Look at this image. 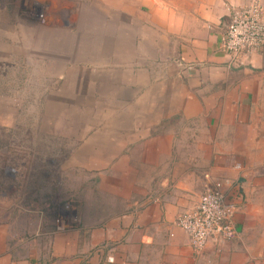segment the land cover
Instances as JSON below:
<instances>
[{
  "label": "rangeland",
  "instance_id": "1",
  "mask_svg": "<svg viewBox=\"0 0 264 264\" xmlns=\"http://www.w3.org/2000/svg\"><path fill=\"white\" fill-rule=\"evenodd\" d=\"M139 4L0 0V264H264V198L225 193L243 231L201 252L170 242L200 197L156 228L159 183L175 198L193 152L179 72L152 61Z\"/></svg>",
  "mask_w": 264,
  "mask_h": 264
},
{
  "label": "crops",
  "instance_id": "2",
  "mask_svg": "<svg viewBox=\"0 0 264 264\" xmlns=\"http://www.w3.org/2000/svg\"><path fill=\"white\" fill-rule=\"evenodd\" d=\"M139 1L142 44L159 68L179 72L181 79L174 82H180L182 90L174 100L181 104L179 117L189 125L183 135L187 151L193 152L188 160H180L175 198L167 194L171 175L165 174L159 183V198H164L161 203L165 205L163 213L158 204L153 213L157 230L166 232L177 207H188L190 200L200 197L205 185L221 179H228L232 185L223 181L227 199L239 191L246 198L263 199L264 49L236 67L223 48L229 9L246 6L248 0ZM186 75L191 77L187 82ZM149 182L158 180L150 178ZM238 215L233 223L242 232L246 219ZM182 233L170 239L172 249L193 251Z\"/></svg>",
  "mask_w": 264,
  "mask_h": 264
},
{
  "label": "built area",
  "instance_id": "3",
  "mask_svg": "<svg viewBox=\"0 0 264 264\" xmlns=\"http://www.w3.org/2000/svg\"><path fill=\"white\" fill-rule=\"evenodd\" d=\"M223 48L236 67L244 65V58L263 51V0H248L246 6L229 9ZM235 212L227 203L222 183L214 182L205 187L198 202L178 218L176 225L187 235L189 246L201 252L209 244L218 245L235 237Z\"/></svg>",
  "mask_w": 264,
  "mask_h": 264
}]
</instances>
